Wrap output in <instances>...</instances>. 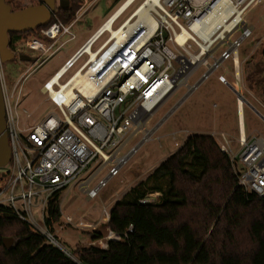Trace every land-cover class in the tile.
Wrapping results in <instances>:
<instances>
[{
    "label": "built area",
    "instance_id": "1",
    "mask_svg": "<svg viewBox=\"0 0 264 264\" xmlns=\"http://www.w3.org/2000/svg\"><path fill=\"white\" fill-rule=\"evenodd\" d=\"M261 1L157 0L144 12L146 17L140 18L137 10L145 2L140 0L117 26H112L115 29L112 34L104 27V20L114 9L42 82L39 92L45 95L53 109L32 126L19 123L17 85L8 93L0 78L4 132L10 149L0 187V205L8 206L47 243L81 264L44 224L45 207L52 193L64 189L90 163L99 161L79 186L87 198L95 197L167 116L150 124L151 117L164 101L177 88L185 89L171 112L227 59L232 63L233 86L225 77L226 70L217 79L230 87L236 93V102L240 99L242 104L238 48L252 32L251 26L243 21V15L251 5ZM86 2L81 0L68 22H62L54 9L50 22L24 41L25 49L39 53L38 57H29L32 63L24 73L41 63L40 56L51 54L53 47L60 48L74 38L78 20L88 7ZM104 34L106 36L93 49L91 58L87 47L91 49ZM83 56L84 60L70 72ZM200 67L203 68L201 73L189 82ZM177 133L188 132L181 129L172 132V137ZM137 135L139 138L130 145ZM211 135L218 149L227 154L237 185L245 192L264 197L263 137L257 133L245 135L241 125H238L236 138L224 132ZM181 144L174 142L177 147ZM104 170L105 174L90 186L95 176ZM157 196V192L150 193L139 202H150ZM102 212L107 221L109 210L103 208ZM64 221L72 223L70 216H65ZM75 225L84 227L81 221ZM130 230L128 226L127 231ZM119 237L106 228L104 236L90 244L106 248L108 240Z\"/></svg>",
    "mask_w": 264,
    "mask_h": 264
},
{
    "label": "trees",
    "instance_id": "2",
    "mask_svg": "<svg viewBox=\"0 0 264 264\" xmlns=\"http://www.w3.org/2000/svg\"><path fill=\"white\" fill-rule=\"evenodd\" d=\"M80 2L68 0L66 7L57 6L54 12L68 22ZM20 8L12 6V10ZM39 27L9 32V49L16 51ZM245 66L252 67L245 78L248 89L264 101V45L245 59ZM2 180L0 175V187ZM60 192L54 191L45 207L44 224L52 231L60 218ZM154 192L158 193L155 200L139 202ZM106 228L119 239L108 240L106 248L75 244L71 251L78 262L264 264V197L237 185L227 154L207 133L188 135L144 180L115 200L102 229L90 233L91 241L103 237ZM8 237L12 244L6 247L2 239ZM0 264L79 263L47 243L8 206L0 205Z\"/></svg>",
    "mask_w": 264,
    "mask_h": 264
},
{
    "label": "rangeland",
    "instance_id": "3",
    "mask_svg": "<svg viewBox=\"0 0 264 264\" xmlns=\"http://www.w3.org/2000/svg\"><path fill=\"white\" fill-rule=\"evenodd\" d=\"M122 1L123 0H87L86 6L88 5V7L78 20V30L74 38L66 41L60 48H56V46L53 47L51 49V51H53L51 54L47 53L40 56L39 60L42 59L41 63L29 73L24 72L32 61L20 60L18 55L20 53H25L32 59L38 57L39 53L25 49L24 42L18 45L12 59L0 63V78L4 81L7 92L10 93L15 84L17 85L15 87V93L19 90L17 111L20 124L27 127L32 126L40 121L47 112L53 109L46 100L45 95L39 92L40 85ZM139 1L140 0H137L132 4L112 26H117ZM6 2L10 4L11 8L12 6L24 7L36 4V2L31 0H6ZM57 4L58 2L56 0V6ZM243 21L247 26H252L253 28L251 34L245 38L239 46L237 56L239 59L241 94L247 102L242 103L244 128L246 132L254 130L255 128L264 139V103H259V100L250 92L247 87L248 81L245 79L248 75L247 73L250 72L252 68L245 66V59L248 58L257 47L262 48L264 45V0L260 3L251 5L245 11ZM235 35H233L231 39H233ZM105 36L106 34H104L91 49L93 50ZM217 54L218 53L215 55L217 56ZM84 58L85 56L72 67L70 72L73 71ZM256 58H259V56L257 57L256 55ZM202 70V67L198 68L189 78V82H193ZM224 70L228 72V74L225 75L227 81L233 86V79L230 76L233 72L232 63L230 59H227L222 62L221 66L215 68L196 90L170 112L185 92L183 87L177 88L151 117L150 124L153 125L163 116L167 115L152 136L143 142L137 151L121 166L117 175L106 181L105 185L99 190L95 197L87 198L84 191L79 186L95 169L99 161L90 163L79 177L71 181L61 190L59 196L60 218L54 223L53 227L55 236L68 250H72L73 246L77 243L83 245L90 244L92 242L90 233L94 232V230H101L103 222H105L102 212L103 208L109 210L115 200L121 198L131 186H135L139 181L144 180L160 161L178 148L174 145L175 141L181 144L183 140L193 132V125L188 124L183 114L186 113L187 110L190 112L191 107L196 106L197 103L205 104L207 102L208 108L212 110L211 101H215L218 107L213 109L218 115H222L215 130L224 131L234 138L238 136L236 93L230 87L226 88L221 85L217 79V76L223 74ZM23 74L24 77L22 78L21 76H23ZM181 105L182 107H180ZM251 106L255 108L258 113L255 112ZM23 109L24 111H22ZM168 112H170L169 115L167 114ZM211 127V124L204 123L200 126V129L207 131L211 129ZM181 129H187L188 133H177L172 137V132ZM138 138L139 135L135 136L129 144H133ZM6 168V165L0 168V175H4ZM104 174L105 170L97 174L90 182V186H94L97 180ZM3 182L4 176L1 185H3ZM65 216L71 217V224L65 223ZM35 217H37L36 214ZM79 221L84 223V227L75 225ZM104 231L105 234L106 230Z\"/></svg>",
    "mask_w": 264,
    "mask_h": 264
},
{
    "label": "water",
    "instance_id": "4",
    "mask_svg": "<svg viewBox=\"0 0 264 264\" xmlns=\"http://www.w3.org/2000/svg\"><path fill=\"white\" fill-rule=\"evenodd\" d=\"M58 7L64 8L68 0H57ZM56 0H40V2L12 10L10 4L0 0V63L14 57V53L8 47L9 32H25L38 26H45L50 22L51 12L57 7ZM20 60H29L27 54H19ZM242 102H246L241 98ZM10 156V149L4 132V103L0 81V168L4 167ZM4 246L12 244L11 238L2 239Z\"/></svg>",
    "mask_w": 264,
    "mask_h": 264
},
{
    "label": "crops",
    "instance_id": "5",
    "mask_svg": "<svg viewBox=\"0 0 264 264\" xmlns=\"http://www.w3.org/2000/svg\"><path fill=\"white\" fill-rule=\"evenodd\" d=\"M251 28H252V26H251ZM221 85H223V84H221ZM223 86L228 88L225 85H223ZM258 102L261 103V104L264 103V101H261V102L258 101ZM182 105L180 107H182ZM211 107H212V110L208 108V103L207 102L205 104L204 103H197L196 106L191 107L190 112L187 110L186 113H183L185 118H186V120H187V122H188V124L193 125L194 129L192 130L193 131L192 133L216 134L218 132H224V131L215 130V128L219 124L220 118L222 116V115H218V113L213 109V108H217L218 104L215 101H213V102L211 101ZM251 108H252V106H251ZM188 114H189V117H188ZM236 115H237V124L241 125L245 135L256 134V133L260 134L255 128H254V130L246 132V130L244 128L243 105L241 104V101L236 103ZM204 123L211 124L212 125L211 129H209L207 131L201 130L200 126L202 124H204ZM184 130H186L188 132L187 129H184ZM225 134H227L230 137L234 138L232 135H230L228 133H225Z\"/></svg>",
    "mask_w": 264,
    "mask_h": 264
},
{
    "label": "bare ground",
    "instance_id": "6",
    "mask_svg": "<svg viewBox=\"0 0 264 264\" xmlns=\"http://www.w3.org/2000/svg\"><path fill=\"white\" fill-rule=\"evenodd\" d=\"M133 0H123L116 8L115 10L111 13V15H109L106 19H105V24L104 27H106L107 29H109L112 34H115V29L112 28V22L113 20L119 16L122 12H124L131 4H132ZM157 2V0H145V2L139 7V9L137 10L139 17L140 18H144L145 13L147 9H151L152 6ZM111 16V17H110ZM110 17V18H109ZM87 47V46H86ZM87 51L90 53L91 58H93L94 56V52L93 50H91L89 47H87ZM239 101H241L239 99Z\"/></svg>",
    "mask_w": 264,
    "mask_h": 264
},
{
    "label": "flooded vegetation",
    "instance_id": "7",
    "mask_svg": "<svg viewBox=\"0 0 264 264\" xmlns=\"http://www.w3.org/2000/svg\"><path fill=\"white\" fill-rule=\"evenodd\" d=\"M14 53V52H13ZM14 55H15V53H14Z\"/></svg>",
    "mask_w": 264,
    "mask_h": 264
}]
</instances>
